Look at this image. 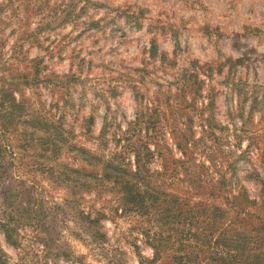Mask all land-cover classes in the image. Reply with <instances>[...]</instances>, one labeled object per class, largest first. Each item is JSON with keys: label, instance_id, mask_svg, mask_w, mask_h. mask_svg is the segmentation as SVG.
I'll use <instances>...</instances> for the list:
<instances>
[{"label": "rangeland", "instance_id": "374dc122", "mask_svg": "<svg viewBox=\"0 0 264 264\" xmlns=\"http://www.w3.org/2000/svg\"><path fill=\"white\" fill-rule=\"evenodd\" d=\"M2 90L0 264L264 262V0H0Z\"/></svg>", "mask_w": 264, "mask_h": 264}, {"label": "trees", "instance_id": "16d2710c", "mask_svg": "<svg viewBox=\"0 0 264 264\" xmlns=\"http://www.w3.org/2000/svg\"><path fill=\"white\" fill-rule=\"evenodd\" d=\"M4 93H5V90H2V94L0 97V103L2 104V102L6 101L5 106L8 108H12L14 111H18L17 114H19V111L21 108V107H19L20 103L17 102L16 100H14L13 96H10V97L8 96V98L2 97V95ZM0 108H1L0 114L6 113V111H3L1 105H0ZM14 111H10L9 114L7 113L8 118L14 117L16 115V113L14 114ZM46 125L48 128L53 127L54 131H50L47 134H45L43 137H37L36 139L38 140V142L40 144H42L44 146L45 149L54 150L55 148H57L59 146L58 140L63 138V135L65 136L66 131L63 130L61 127L54 126L50 122H47ZM31 139H32L31 141H33V136L31 137ZM124 148L127 150L126 147H124ZM135 155H136L135 161L137 162L136 168H137V170H140V166H138L139 165L138 161L140 158H139L138 154H135ZM34 165H38V162H35ZM112 170H115V168L113 167L111 162H108V164L104 165V169H103L104 173L103 174L110 176ZM112 177H113V180L119 184V187L124 192V197L127 198V201H129L131 198H132V200H131L132 202H136L138 200L137 196H139V193L133 192V196H132V193H130V192H132V190H131L130 183L128 182V180H124L121 175L116 174V173L113 174ZM94 224L95 225L98 224L97 219L94 221ZM0 225L3 228V234L5 236V239L11 243H14L13 234L11 233L10 226L8 225V222H0ZM96 233H98L97 230H96ZM236 237L225 238L222 240V244L226 247H235V245H237V244L240 245L239 240H235ZM151 245L154 249L153 259H157L160 250H159L158 246L156 244H154L153 242H151ZM236 259L238 261V264H264V262L261 261V257L259 255L249 256V257H247V256L243 257L242 255H239L236 257Z\"/></svg>", "mask_w": 264, "mask_h": 264}]
</instances>
